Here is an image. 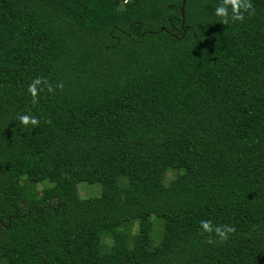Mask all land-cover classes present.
Masks as SVG:
<instances>
[{
	"label": "trees",
	"instance_id": "16d2710c",
	"mask_svg": "<svg viewBox=\"0 0 264 264\" xmlns=\"http://www.w3.org/2000/svg\"><path fill=\"white\" fill-rule=\"evenodd\" d=\"M0 264H264V0H0Z\"/></svg>",
	"mask_w": 264,
	"mask_h": 264
},
{
	"label": "clouds",
	"instance_id": "9594fccd",
	"mask_svg": "<svg viewBox=\"0 0 264 264\" xmlns=\"http://www.w3.org/2000/svg\"><path fill=\"white\" fill-rule=\"evenodd\" d=\"M217 15L221 17H225L227 15V9L225 7H219L217 9ZM233 19H243L242 15L238 13V10L236 8L233 9ZM226 22V21H225ZM34 91V86L33 89ZM21 121L25 124L29 122V117L27 116H22ZM31 123L35 125L37 123L36 119H32ZM202 227L204 228L205 231L211 232L213 231V228L211 226V223L209 221L202 222ZM235 231L234 226H224V227H217L215 229L216 234L221 238V239H226L227 235L229 233H232Z\"/></svg>",
	"mask_w": 264,
	"mask_h": 264
},
{
	"label": "rangeland",
	"instance_id": "374dc122",
	"mask_svg": "<svg viewBox=\"0 0 264 264\" xmlns=\"http://www.w3.org/2000/svg\"><path fill=\"white\" fill-rule=\"evenodd\" d=\"M106 173H107L108 179H110V180L115 178V176H116V172L113 170H108ZM38 186L40 187L41 184H39ZM79 187H80V192L82 193V194L80 193L81 197L97 196L101 192L100 184L93 183V180H89L88 182H82L79 184ZM151 220L155 223V230L152 232V235H151V239L155 243L158 240V239L156 240L157 237H156L155 232L159 231V227L156 223L157 219L155 216H152Z\"/></svg>",
	"mask_w": 264,
	"mask_h": 264
},
{
	"label": "water",
	"instance_id": "95a60500",
	"mask_svg": "<svg viewBox=\"0 0 264 264\" xmlns=\"http://www.w3.org/2000/svg\"><path fill=\"white\" fill-rule=\"evenodd\" d=\"M183 5H184V4H183ZM183 5H182V9H181V10H182V11H181V13H182V23L184 22V18H183V16H184V15H183Z\"/></svg>",
	"mask_w": 264,
	"mask_h": 264
}]
</instances>
